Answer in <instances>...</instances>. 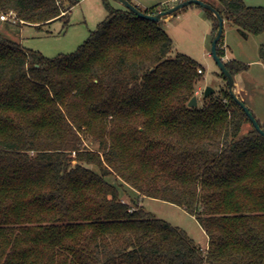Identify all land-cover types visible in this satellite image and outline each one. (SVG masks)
<instances>
[{
  "label": "trees",
  "instance_id": "1",
  "mask_svg": "<svg viewBox=\"0 0 264 264\" xmlns=\"http://www.w3.org/2000/svg\"><path fill=\"white\" fill-rule=\"evenodd\" d=\"M202 1L264 34V7ZM75 3L0 0V13L39 27ZM103 3L107 16L69 54L0 35V264H264V137L228 88L189 108L200 65L174 53L161 22ZM224 63L233 76L246 68ZM143 197L193 216L206 250Z\"/></svg>",
  "mask_w": 264,
  "mask_h": 264
},
{
  "label": "rangeland",
  "instance_id": "2",
  "mask_svg": "<svg viewBox=\"0 0 264 264\" xmlns=\"http://www.w3.org/2000/svg\"><path fill=\"white\" fill-rule=\"evenodd\" d=\"M74 1L76 3L68 11L67 16L39 27L20 25L17 20L10 19L7 15L8 20H0V35L47 58L72 53L87 40L91 32L107 16L103 0ZM128 1L143 11L151 7H157L160 11L175 5L180 0ZM138 1L141 4H137ZM243 2L247 6L264 7V0H243ZM109 3L114 9L126 10L117 1L109 0ZM212 24L213 21L208 19L207 12L195 4L182 8L174 15L164 16L161 21L162 28L173 41L174 53L191 57L202 69V78L194 92L197 107L206 103L208 97H217L222 91L227 90L226 81L221 77V72L211 56ZM263 44L264 34H248L244 37L237 27L224 20L220 44L224 50L222 60L224 62L235 60L246 65L245 69L234 75L235 87L238 97L260 124L264 123V58L260 56V48ZM206 87L214 89V93L208 97L203 95ZM249 128L250 125L247 123L242 131L245 132ZM122 196L129 204L136 199L128 188L123 189ZM139 202L155 217L185 230L196 243L205 248L207 237L203 229L197 220L181 207L148 197H143Z\"/></svg>",
  "mask_w": 264,
  "mask_h": 264
},
{
  "label": "water",
  "instance_id": "3",
  "mask_svg": "<svg viewBox=\"0 0 264 264\" xmlns=\"http://www.w3.org/2000/svg\"><path fill=\"white\" fill-rule=\"evenodd\" d=\"M122 4L127 10L131 11L135 15H137L140 18L149 20V21H154V22H161L164 16L167 15H174L176 12L181 10L182 8L190 5V4H195L200 6L203 9L209 10L213 16L215 17L217 21V30L215 31L212 42H211V56L215 60L220 72L223 74V76L226 79L227 83V88L230 96L233 98V100L242 108V110L245 112L247 117L249 118L250 122L254 126V128L264 137V130L260 127L258 121L254 117V115L250 112V110L244 105L242 100L238 97L236 87H235V81H234V76L228 71V69L225 66L224 61L222 60L221 57L218 56L217 54V46L219 43V40L222 36L223 32V24L224 20L222 16L208 3L202 1V0H182L175 5L165 9L161 10L157 13H145L144 11L140 10L138 7L130 3L128 0H114ZM239 33L242 34L244 37L248 36V33L238 29ZM214 93V89L211 87H206L203 95L204 97H208L211 94ZM187 106L189 108H194L197 107V100L196 96H192L191 99L188 101Z\"/></svg>",
  "mask_w": 264,
  "mask_h": 264
},
{
  "label": "built area",
  "instance_id": "4",
  "mask_svg": "<svg viewBox=\"0 0 264 264\" xmlns=\"http://www.w3.org/2000/svg\"><path fill=\"white\" fill-rule=\"evenodd\" d=\"M7 15H9L10 19L13 18L14 20H16L15 14H14L13 12H9V13H7V14L1 13V15H0V20H2V21H6V20H8L9 18H8ZM198 72H199V73H202V69L199 68V69H198Z\"/></svg>",
  "mask_w": 264,
  "mask_h": 264
},
{
  "label": "crops",
  "instance_id": "5",
  "mask_svg": "<svg viewBox=\"0 0 264 264\" xmlns=\"http://www.w3.org/2000/svg\"><path fill=\"white\" fill-rule=\"evenodd\" d=\"M181 1V0H180ZM180 1H178V2H180ZM137 4H141L139 1L138 2H136ZM161 11V10H160ZM206 248H207V243H206V246H205V248L203 247V249L204 250H206Z\"/></svg>",
  "mask_w": 264,
  "mask_h": 264
}]
</instances>
